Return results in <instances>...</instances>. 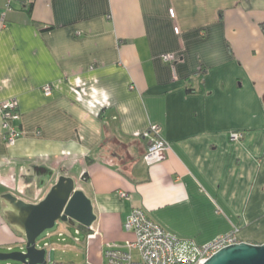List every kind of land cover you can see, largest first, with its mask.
Wrapping results in <instances>:
<instances>
[{
    "label": "crops",
    "instance_id": "0c3cea01",
    "mask_svg": "<svg viewBox=\"0 0 264 264\" xmlns=\"http://www.w3.org/2000/svg\"><path fill=\"white\" fill-rule=\"evenodd\" d=\"M262 23L264 0H0V103L23 132L7 148L0 116V249L21 235L3 196L36 204L60 176L92 203L90 264L133 240L134 209L197 245L263 244ZM150 126L169 150L147 167Z\"/></svg>",
    "mask_w": 264,
    "mask_h": 264
},
{
    "label": "built area",
    "instance_id": "2783aa9c",
    "mask_svg": "<svg viewBox=\"0 0 264 264\" xmlns=\"http://www.w3.org/2000/svg\"><path fill=\"white\" fill-rule=\"evenodd\" d=\"M9 8H7V11ZM5 14H2V18ZM169 16L174 18V11L170 10ZM178 33V29H175ZM162 61L173 67L176 58L174 54H165ZM43 92L46 96L50 95V86H45ZM0 116L2 124V139L7 148H13L18 140L22 138L23 132L18 126L20 114L18 113L17 101L15 99L0 103ZM241 132H233L229 135V140L238 142L242 139ZM142 138L148 143L147 149L142 157V162L147 167H152L161 163L169 150L168 144L162 139L160 129L157 126H150L143 134ZM126 197L125 194H121ZM76 224L73 228L71 237L76 244L81 243L80 237H84V242L94 239L97 231L90 226L81 230ZM125 232L133 235V240L124 242L104 243L102 249L103 264H203L210 256L221 249L239 243L238 229L221 235L211 242L204 245H197L191 240H183L173 234L165 232L160 226L150 221L146 214L138 209L131 211L123 224ZM45 238H50L51 234L46 231ZM62 238V233H57ZM59 240V239H58ZM60 241H64L62 238ZM23 245L21 252H25V237L19 241ZM35 248L44 250V260L46 264H62L50 261L49 243L43 242L42 245L35 241ZM9 264V263H6ZM85 264H90L85 262Z\"/></svg>",
    "mask_w": 264,
    "mask_h": 264
},
{
    "label": "water",
    "instance_id": "95a60500",
    "mask_svg": "<svg viewBox=\"0 0 264 264\" xmlns=\"http://www.w3.org/2000/svg\"><path fill=\"white\" fill-rule=\"evenodd\" d=\"M3 198L14 210L9 216V224L22 231L26 244L25 252L0 253V262L46 264L44 250L35 248V241L42 233L52 229L57 222L89 228L96 221L90 199L75 189V181L66 176H60L36 204L11 194H5ZM203 264H264V243L230 245L210 256Z\"/></svg>",
    "mask_w": 264,
    "mask_h": 264
},
{
    "label": "rangeland",
    "instance_id": "374dc122",
    "mask_svg": "<svg viewBox=\"0 0 264 264\" xmlns=\"http://www.w3.org/2000/svg\"><path fill=\"white\" fill-rule=\"evenodd\" d=\"M12 227L21 233L19 236L20 239H22V237H24L22 231L14 226ZM73 228L74 227L69 224L57 222L52 229L48 230V232L51 234L50 238H45L44 233L46 231L37 238V243L39 245H42L43 242H47L49 243L50 247L53 248V250L48 249L50 251L51 262H58L62 264H85L87 259V250L84 246V237H80V244L74 243L71 238L73 236ZM59 232L62 233V238L64 241H60L62 238L58 237L57 233ZM259 233L264 234V230ZM21 247H23V245L18 242L17 244L13 245L10 250L1 248L0 253L21 252ZM100 261L101 260L99 257L95 255V264H101ZM6 263L20 264L13 261L0 262V264Z\"/></svg>",
    "mask_w": 264,
    "mask_h": 264
},
{
    "label": "trees",
    "instance_id": "16d2710c",
    "mask_svg": "<svg viewBox=\"0 0 264 264\" xmlns=\"http://www.w3.org/2000/svg\"><path fill=\"white\" fill-rule=\"evenodd\" d=\"M259 28H260V31H261L262 36H263V38H264V23L260 24V25H259ZM77 227H79L81 230L85 231V228H83L82 226H79V225H78Z\"/></svg>",
    "mask_w": 264,
    "mask_h": 264
}]
</instances>
